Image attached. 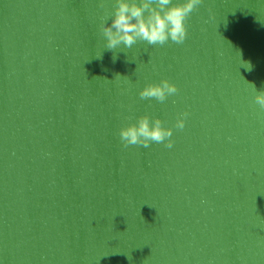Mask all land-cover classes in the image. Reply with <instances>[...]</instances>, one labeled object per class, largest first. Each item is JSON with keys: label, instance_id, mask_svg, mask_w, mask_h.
Masks as SVG:
<instances>
[{"label": "water", "instance_id": "water-1", "mask_svg": "<svg viewBox=\"0 0 264 264\" xmlns=\"http://www.w3.org/2000/svg\"><path fill=\"white\" fill-rule=\"evenodd\" d=\"M104 2L0 0V264H264V0H203L182 45L115 60ZM145 114L171 149L121 144Z\"/></svg>", "mask_w": 264, "mask_h": 264}, {"label": "clouds", "instance_id": "clouds-1", "mask_svg": "<svg viewBox=\"0 0 264 264\" xmlns=\"http://www.w3.org/2000/svg\"><path fill=\"white\" fill-rule=\"evenodd\" d=\"M202 3L203 0H115L112 11H105L100 17L99 32L105 41L104 50L112 51L115 60L114 50L121 46L130 49L138 42L152 46H164L169 42L182 45L188 36L187 21ZM98 7L105 8L104 0H99ZM242 66L249 71L252 68L248 62H243ZM251 86L255 92L254 103L264 111V90L257 91L255 85ZM178 91L177 85L165 78L144 86L139 97L163 103ZM188 116V112L180 113L173 127L183 130ZM173 127H166L160 118L145 114L134 123L122 126L118 136L124 147L147 148L157 143L171 149Z\"/></svg>", "mask_w": 264, "mask_h": 264}]
</instances>
